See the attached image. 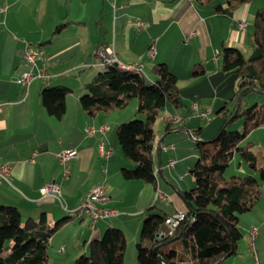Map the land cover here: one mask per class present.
<instances>
[{"label":"crops","instance_id":"0c3cea01","mask_svg":"<svg viewBox=\"0 0 264 264\" xmlns=\"http://www.w3.org/2000/svg\"><path fill=\"white\" fill-rule=\"evenodd\" d=\"M219 4L221 10L216 8ZM262 4L263 0H0V161L11 166L9 182L0 183V204L16 205L24 217L38 218L44 212L52 224L75 212L94 185L104 184L110 196L108 205L118 211L94 224L83 217L62 226L49 241L48 264H72L110 226L126 233L124 264L130 252L132 264H138L135 245L145 214L161 210L169 215L187 209L182 192L195 185L191 169L199 155L196 141L212 138L222 120L202 125L196 116H186L193 102L201 109L211 108L212 114L215 106H221L225 116L233 108L237 111L239 75L236 69H221L220 51L226 45L239 48L246 57L259 54L254 22ZM241 18L247 21L244 30L237 25ZM59 24L64 25L57 30ZM28 42L43 46L49 77L36 78L26 87L17 79L28 67L24 55ZM151 44L156 47L154 57L147 54ZM104 45L114 47L120 63H143L141 70L148 81H154L153 66L159 62L178 77L181 106L167 104L163 112L183 116L185 122L166 133L164 121L156 130L155 174L158 188L168 196L165 200L155 198L157 186L123 177L122 168L134 164L122 154L115 131L132 116V110L121 117L117 116L121 110L92 116L81 105L85 84L105 68L97 53ZM200 63L205 72L189 77L192 67ZM56 84L72 88L61 118L47 111L40 96L44 86ZM241 102L264 105V92L254 88ZM226 103L227 110L223 109ZM91 125L97 128L93 135L86 133ZM103 125H107L105 132L100 129ZM248 140L253 142L258 165H263L264 124L253 129ZM101 142L113 150L108 159L99 152ZM161 142H174L175 148L162 150ZM68 148H77L79 154L70 160V173L64 177L58 153ZM171 156L177 163L170 168ZM239 157L236 154L230 163L234 175L255 173ZM53 181L60 185L61 200L41 191ZM253 211L262 213L261 218H255ZM245 215L248 224L259 228L261 247L254 254L263 260L264 191L258 204L241 217ZM127 229L133 231L130 237Z\"/></svg>","mask_w":264,"mask_h":264},{"label":"trees","instance_id":"16d2710c","mask_svg":"<svg viewBox=\"0 0 264 264\" xmlns=\"http://www.w3.org/2000/svg\"><path fill=\"white\" fill-rule=\"evenodd\" d=\"M227 1L243 3L249 0ZM221 7L216 5L218 10ZM62 25L59 24L57 30ZM254 40L260 52L252 57H246L239 48L232 46L222 45L220 51L221 69H236L238 72L236 96H240L241 101L254 88L264 92V0L255 14ZM115 62H103L105 68L85 84V91L79 99L82 107L95 116L125 107L130 98L138 97L137 112L143 116L117 127L124 154L134 164L133 167H123L122 174L125 179L142 180L156 187L158 135L155 121L169 102L174 107L181 106L178 77L164 62L153 66L154 81H148L140 69H127ZM204 72L202 63L195 64L189 77ZM71 91L72 88L64 84L46 85L40 96L47 111L61 118ZM241 101L217 136L208 141H197L199 155L191 169L195 185L182 192L187 217L181 221L175 234L157 241V234L162 233L168 214L159 210L147 215L136 242L139 264H219L237 253L239 240L243 237L240 215L252 210L260 201L264 182V164L258 165L253 142L248 140L249 133L264 124V105H248ZM227 103L223 109L227 110ZM237 116L244 117L242 131L228 127ZM184 122L177 125L165 121L164 130L172 132ZM190 135L196 136L194 132ZM236 154L255 173L227 176L225 170ZM83 217L87 216L69 213L49 224L44 212L38 218L24 217L16 205L0 204V264H48V247L53 234L66 223ZM172 238L175 239L170 240ZM126 245L123 229L110 226L100 238L92 239L88 253H81L72 264H124Z\"/></svg>","mask_w":264,"mask_h":264},{"label":"built area","instance_id":"2783aa9c","mask_svg":"<svg viewBox=\"0 0 264 264\" xmlns=\"http://www.w3.org/2000/svg\"><path fill=\"white\" fill-rule=\"evenodd\" d=\"M137 24L142 25L141 21H137ZM238 28L240 30H244L247 26V21L245 18H241L238 20ZM156 51V47L154 44H151L147 50V54L149 57H154ZM97 53L99 55L100 62L104 60H116L118 62L119 59L115 53L114 47L112 45H104L97 49ZM217 52V57L219 56ZM25 58L27 61V69L24 70L18 76V82L23 84L26 87H29L31 82L36 78L46 79L49 77V74L46 69V56L44 52V48L41 45L34 44L28 42L25 47ZM127 66H138L141 67L144 71L143 63H124ZM199 117L204 120H210L212 116L211 108H203L201 109L197 102H193L190 106V112L186 117ZM163 120L171 121L173 124L180 125L183 123L184 119L182 116L168 113L163 116ZM101 131L105 132L107 130V125L101 126ZM97 131L95 126H87L86 133L89 135H93ZM99 152L101 156L105 159H108L113 150L110 147H106L103 142L99 143ZM160 148L162 150L168 151L175 148V143H160ZM79 154V150L77 148H68L60 151L58 153V157L60 163L63 166V176L67 177L70 173L69 162L72 158L76 157ZM177 163V159L175 157H170L168 159L167 165L171 168L174 167ZM10 171L11 166L8 162L0 161V183L9 182L10 179ZM184 177V174L181 175V178ZM41 191L44 196L53 195L61 200V189L60 185L56 182H48L45 183ZM156 199H166L168 196L165 192H163L160 188H156ZM110 200V196L106 191L104 184L94 185L90 191L86 194L82 203L75 209L76 212H81V216H87L90 218L91 222L94 224L101 219L113 216L118 213L117 209L111 208L108 205ZM187 217V214L184 210H178L171 214H169L165 219V229L162 230L160 237L172 236L175 234L178 226L181 221ZM249 235L251 239V244H255V238L258 234L257 227L255 225H251L249 230Z\"/></svg>","mask_w":264,"mask_h":264},{"label":"rangeland","instance_id":"374dc122","mask_svg":"<svg viewBox=\"0 0 264 264\" xmlns=\"http://www.w3.org/2000/svg\"><path fill=\"white\" fill-rule=\"evenodd\" d=\"M148 72H150V71H148ZM138 103H139L138 97H132V98H130L128 104L125 107L115 109V110H121V111H117V112H119L117 114V116L118 117H121V116H123L125 114H131V110H132V113H133L132 116L130 118H127V120H124V121H129L130 119H133L135 117H142L143 115L142 114H139L137 112ZM168 105L172 106V104L170 102L168 103ZM235 107H237V106H235ZM235 112H236V108L235 109L233 108L232 113L230 112V114H227L225 116L224 113L223 114L221 113V106H215V110H214V112L212 114V119L213 120H209L208 121V120L201 119L199 117H197V119L198 120L201 119L200 120V123L202 125H204V124H211L216 119L222 120V125H221V127H222L223 124H224V122L225 121H229L232 118V116L235 114ZM227 113H228V111H227ZM162 115H164V112L163 111H162L161 116H159V118H157V120L155 121V130H157L158 127H162L163 126L164 120L162 118ZM243 123H244V117L237 116V117H235V118L232 119V121L229 123L228 127L231 130H239V131H242L243 128H244ZM218 132L212 138H214L215 136H217ZM115 134H116L117 139H118L117 131H115ZM212 138H208V139H204V140L205 141H208V140H210ZM196 144H197V141H196ZM196 144H195L196 149L199 151V148H198V146ZM119 148H120L122 154H124V151L122 149L121 144H119ZM240 159H241V157H239V160ZM233 168H234V165H232V166L229 165L226 168V170H225V174L227 176L234 175V173H233V170L234 169ZM235 175H245V174H235ZM187 176L190 177L191 174L188 173ZM263 191H264V189H263ZM247 212H245L243 214H246ZM71 214L76 215V213H71ZM64 215H62L61 218L64 217ZM241 216H242V214L240 215V217ZM247 216L248 215H245V216L241 217L240 218V222H239V226H240L241 230L243 231V237L239 240V246H238V249H237L238 254L237 253H236L237 255L234 254V255H236V257L232 255L234 258L230 256L231 257L230 259L229 258H226V260L225 259L222 260L223 263H221V264H264V259L263 260H261V259L258 260L257 258H255V254H254V253H256V254L258 253L259 254L258 251H260L259 249L261 247L260 246L258 248V242H259V237H258L259 230L258 229L259 228H257L258 234H257V236L255 238V242L257 244V248H256L252 244H251L252 246L250 245L251 239H250V235H249L248 230H249V228H250V226H251L252 223L251 224H248L249 223V218H247ZM253 216L255 218H261L262 213H259L258 211H253ZM147 217L148 216L145 214V217L143 218V223H144V221H145V219ZM58 219H60V218H57L55 221H57ZM143 223H142V226H143ZM252 225H255V224H252ZM142 226H141V228H142ZM127 230L129 231V232H127V235H128V237H130L133 234V231L130 230V229H127ZM125 235H126V233H125ZM64 238H65V233L62 232V239H64ZM126 238H127V236H126ZM132 250H133V248H132ZM54 256H55V254L53 253V257ZM127 259L129 260L128 264H132V261H131V252L127 255ZM138 264H139V262H138Z\"/></svg>","mask_w":264,"mask_h":264},{"label":"bare ground","instance_id":"6f19581e","mask_svg":"<svg viewBox=\"0 0 264 264\" xmlns=\"http://www.w3.org/2000/svg\"><path fill=\"white\" fill-rule=\"evenodd\" d=\"M105 61L112 62V61H116V60H104L103 62H105ZM121 66L124 67V68H127V69H140L141 70V67H138V66H127L124 63H121ZM76 213L78 214V216H81V212H76ZM252 245L254 246L255 244H252Z\"/></svg>","mask_w":264,"mask_h":264},{"label":"water","instance_id":"95a60500","mask_svg":"<svg viewBox=\"0 0 264 264\" xmlns=\"http://www.w3.org/2000/svg\"><path fill=\"white\" fill-rule=\"evenodd\" d=\"M116 64H117V62H115ZM205 141V140H204ZM192 215H195V213H193ZM162 229H165V224H163V226H162ZM162 237V236H161ZM160 234H157V238H156V240L158 241L160 238ZM176 238V237H175ZM175 238H172V239H170V240H173V239H175ZM169 240V241H170ZM155 250H156V248H155Z\"/></svg>","mask_w":264,"mask_h":264}]
</instances>
